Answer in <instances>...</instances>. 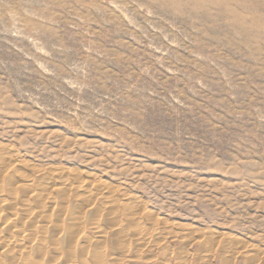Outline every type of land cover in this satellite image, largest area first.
<instances>
[{
    "label": "rangeland",
    "instance_id": "rangeland-1",
    "mask_svg": "<svg viewBox=\"0 0 264 264\" xmlns=\"http://www.w3.org/2000/svg\"><path fill=\"white\" fill-rule=\"evenodd\" d=\"M0 264H264V0H0Z\"/></svg>",
    "mask_w": 264,
    "mask_h": 264
}]
</instances>
